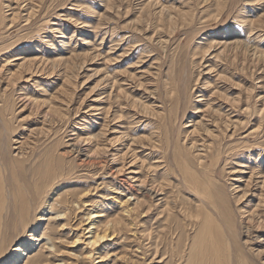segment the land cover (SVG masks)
I'll return each mask as SVG.
<instances>
[{"label": "rangeland", "instance_id": "374dc122", "mask_svg": "<svg viewBox=\"0 0 264 264\" xmlns=\"http://www.w3.org/2000/svg\"><path fill=\"white\" fill-rule=\"evenodd\" d=\"M0 157V264H264V0H0Z\"/></svg>", "mask_w": 264, "mask_h": 264}, {"label": "bare ground", "instance_id": "6f19581e", "mask_svg": "<svg viewBox=\"0 0 264 264\" xmlns=\"http://www.w3.org/2000/svg\"><path fill=\"white\" fill-rule=\"evenodd\" d=\"M13 176H14V179H16V181L21 180L20 178L17 177V176H20V174H13ZM32 176L34 178H36V177L40 176V174L38 172L34 171V172H32ZM32 185L34 186V188L36 187L35 182H33ZM20 186H21L20 189L25 191V192H27V190L29 189V185L27 183H25L23 180H22V184H20ZM20 189L14 185V190L16 192L22 193L19 191ZM25 194L27 196V199L25 201L21 198H20V200H17L16 199L17 197H13L11 204L9 202H8L9 204H7V200H6V204L4 205V212L2 214H0V240L2 241V243L4 241L2 239H4V235H5L4 233L6 231L9 232V236L13 237L14 234L17 233L16 227L18 225H21L22 230H24L26 228V223L29 221V217H30V213H31L30 210L32 209V204H31V196H28L27 193H25ZM91 214H92L91 212L88 213V215H91ZM13 217H15V220L13 219ZM12 220H14V222H12ZM107 236L108 235L106 233H103V234L97 233L94 235L93 238L89 239L90 241L88 240L89 241L88 243L91 244L92 246H94L100 240L107 238ZM29 239H30L29 241L35 240V238H29ZM25 249L26 248L24 246H23V248L15 249V250H17V256H15L13 263L16 262V259H19L20 257H22V255H27L25 253ZM90 252H92V251H90ZM34 264H37V263H34Z\"/></svg>", "mask_w": 264, "mask_h": 264}]
</instances>
